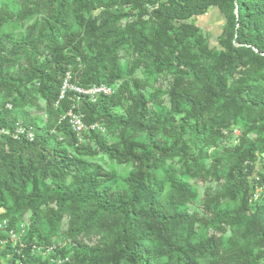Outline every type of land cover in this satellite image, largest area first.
Segmentation results:
<instances>
[{
    "label": "trees",
    "instance_id": "trees-1",
    "mask_svg": "<svg viewBox=\"0 0 264 264\" xmlns=\"http://www.w3.org/2000/svg\"><path fill=\"white\" fill-rule=\"evenodd\" d=\"M14 2L0 5V129L33 139L0 136V221L19 234L26 217L15 246L0 234V264H264V200L250 201L264 160V0ZM212 9L223 20L213 47L193 23ZM66 74L114 93L58 101ZM35 96L42 125L24 111ZM72 105L110 137L78 143L59 122ZM98 156L129 166L121 185L83 159ZM195 180L207 183L199 210ZM201 225L230 235L201 238Z\"/></svg>",
    "mask_w": 264,
    "mask_h": 264
},
{
    "label": "rangeland",
    "instance_id": "rangeland-1",
    "mask_svg": "<svg viewBox=\"0 0 264 264\" xmlns=\"http://www.w3.org/2000/svg\"><path fill=\"white\" fill-rule=\"evenodd\" d=\"M158 1L159 2H165L166 0H158ZM14 3H15L14 0H0V5L4 4L7 6H11ZM193 23L200 29L201 33L207 39L209 45L211 47L215 46L216 45V38L219 35L220 28H221V25L223 23L222 17L218 13V11L215 9H212L206 15L201 16V17H197L196 19H194ZM11 28H12L11 25H7L4 27L3 30L9 31V30H11ZM131 63H132V59L130 57V53L128 51L122 52L120 54V61H119L120 69L122 71H126L128 69V67L131 65ZM136 77L141 79L142 77L145 78L146 75L142 74L141 72H137ZM24 111L31 118L36 119L39 125H42L44 123L45 118H46L45 112H44V103L39 96H35V105L25 107ZM98 125L101 126L102 131H103V132H100V134H102L105 138L110 137V134L107 133V131L105 129L106 127L104 126V124L98 123ZM239 134H240V130L238 128L234 127L232 130V136H231V141H230L232 144H234L236 142V139L239 136ZM59 136L61 139H63L62 135H59ZM82 143H87L84 140V138H82ZM90 146H92L91 143H90ZM64 147L67 148L68 153L72 154L71 150L66 146V144H64ZM83 159L87 160L89 162H93V163H96L98 165H101L106 171H110L113 174H115V176L118 180L117 182L119 183V185L122 184V179L127 176V173L129 171V166L116 165V164L112 163L111 161H109L106 157H103V156H98V157H94V158L83 157ZM189 183L197 193V198H196V201L193 203L192 208L195 210H199L201 207V200L203 197V191H204V188L207 185V183H204L201 180L189 181ZM168 190H169V187L167 184H165V186H164V194L165 195L168 193ZM228 205L230 207L232 206L231 203ZM25 219H26V217H23V219L21 220V222L18 225L19 234H16V232L13 231L18 240L25 233V230H26ZM65 226H66V224L63 223L60 227L61 230H64ZM43 230L46 231V225L45 224L43 225ZM197 233L201 238L222 236L223 240H226L227 237L230 235L228 230L222 234L219 229H215L212 226L204 227L202 225L198 227ZM53 241H54L55 245H66L67 244V241H64L62 238L54 239ZM0 263H4V261L0 260Z\"/></svg>",
    "mask_w": 264,
    "mask_h": 264
},
{
    "label": "built area",
    "instance_id": "built-area-1",
    "mask_svg": "<svg viewBox=\"0 0 264 264\" xmlns=\"http://www.w3.org/2000/svg\"><path fill=\"white\" fill-rule=\"evenodd\" d=\"M114 93L111 87L106 85H93L88 88H82L79 85H73L69 83V76L66 74L65 79L62 83L61 91L59 94L58 101L62 100L66 95L71 94L70 100L72 102L78 103L82 98L90 103H94L96 99L100 96L110 97ZM58 101L55 106L58 105ZM5 108L11 109L10 104H6ZM67 121L69 128L76 135L78 143H82V138L84 134L88 132H103L102 128L98 123L86 124L84 122V116L80 113L74 111V105L69 107L67 113L59 120ZM9 133L3 129H0V136L8 135ZM14 140H17L20 136H24L28 141H32L33 134L30 131L25 130L19 124H16L13 132L9 134ZM250 185L252 188L251 192V202H259L264 200V160L259 161L255 166V171L250 176ZM0 234L6 235L12 242V246L17 244V237L12 230L7 231V222L0 221ZM4 242L0 240V245ZM60 247L61 245H57ZM55 246L48 247L41 250L43 256L49 257V254L54 250ZM39 252V251H38ZM52 264H64L67 262V258L64 259H50Z\"/></svg>",
    "mask_w": 264,
    "mask_h": 264
}]
</instances>
